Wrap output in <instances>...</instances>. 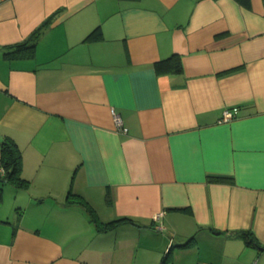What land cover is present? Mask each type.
<instances>
[{
  "label": "crops",
  "instance_id": "0c3cea01",
  "mask_svg": "<svg viewBox=\"0 0 264 264\" xmlns=\"http://www.w3.org/2000/svg\"><path fill=\"white\" fill-rule=\"evenodd\" d=\"M4 139L0 264H264V0H0Z\"/></svg>",
  "mask_w": 264,
  "mask_h": 264
},
{
  "label": "trees",
  "instance_id": "16d2710c",
  "mask_svg": "<svg viewBox=\"0 0 264 264\" xmlns=\"http://www.w3.org/2000/svg\"><path fill=\"white\" fill-rule=\"evenodd\" d=\"M51 15L45 19L26 39L4 47L3 55L4 57L10 58H23L31 57L34 55L35 46L39 35L42 30L51 22L53 16ZM95 29L87 36L88 38L93 35ZM155 70L159 74L169 73V72H179L181 71L182 65L180 58L172 54L166 59L157 61L154 64ZM1 157L0 164L3 169V173L0 174L2 180H7L13 183L18 188L26 187L28 182L20 175V150L16 143L9 139H4L1 142ZM215 179H223L224 177H214ZM64 206H72L74 204H81L85 207L89 219L95 224L96 229L105 230L111 228L116 222L119 221H131L130 218H118L108 222H101L98 220L96 214L90 205L83 199V197L77 193H74L71 188L68 190L66 197L62 203ZM244 239V242L249 245H257L254 237L249 231H239L235 234Z\"/></svg>",
  "mask_w": 264,
  "mask_h": 264
},
{
  "label": "built area",
  "instance_id": "2783aa9c",
  "mask_svg": "<svg viewBox=\"0 0 264 264\" xmlns=\"http://www.w3.org/2000/svg\"><path fill=\"white\" fill-rule=\"evenodd\" d=\"M239 109L237 106L225 107L221 110L218 122H227L237 116ZM114 126L118 131L126 132V128L123 126L122 120L118 113L113 109L111 110ZM0 173H3V169H0Z\"/></svg>",
  "mask_w": 264,
  "mask_h": 264
}]
</instances>
